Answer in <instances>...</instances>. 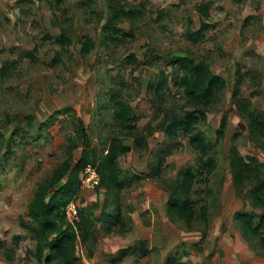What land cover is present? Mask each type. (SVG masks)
<instances>
[{"label": "rangeland", "instance_id": "obj_1", "mask_svg": "<svg viewBox=\"0 0 264 264\" xmlns=\"http://www.w3.org/2000/svg\"><path fill=\"white\" fill-rule=\"evenodd\" d=\"M119 2L126 15L111 41L105 39L106 0H0V264H39L35 241L20 219L37 187L80 156L75 117L97 148L114 135L131 147L118 162L120 192L82 186L81 170L76 192L62 197L97 219L88 241L77 240L81 264H264V212L251 197L255 180L235 185L231 167L233 154L254 156L264 165V140L237 103L264 122V0ZM203 24L204 37L189 41L186 32ZM61 33L71 40L66 50L54 42ZM87 39L93 42L89 52L82 49ZM182 57L192 65L204 62L225 81L196 126L216 163L208 176L205 168L197 174L199 153L189 137L179 130L169 138L162 130L173 112L192 110L178 87L182 71L171 63ZM161 77L165 84L156 90ZM116 100L137 118L133 137L114 115ZM64 173L52 190L66 183L70 170ZM186 173L194 176L189 225L168 210L169 194ZM236 214L255 226L263 220V227L244 234Z\"/></svg>", "mask_w": 264, "mask_h": 264}, {"label": "trees", "instance_id": "obj_2", "mask_svg": "<svg viewBox=\"0 0 264 264\" xmlns=\"http://www.w3.org/2000/svg\"><path fill=\"white\" fill-rule=\"evenodd\" d=\"M52 4L53 0H46ZM55 3L60 0H54ZM110 16L107 19L104 30L108 33L105 37L107 40L113 38L112 35L119 31L116 27L118 23L126 15V10L120 0H106ZM202 17V15H200ZM207 25L203 24L197 30H188L186 33L187 39L192 43L198 42L204 37V32ZM55 43L61 46L64 50L70 45V38L61 33L54 40ZM93 47V42L87 39L82 44V49L89 52ZM171 63L176 64L182 71V76L179 78L178 87L183 89V93L187 102L191 105L192 110L183 111L182 113L173 112L166 125L162 126V130L169 138H174L175 134L181 130L184 135L189 137L192 147L199 153L200 166L197 174L202 175V169L205 168L206 176L210 175L215 169L216 163L208 154L209 144L206 137L197 131L196 126L200 121L206 118L205 105L210 101L214 92L221 90L225 86V81L222 77L214 74L204 62L191 64L188 58H176ZM241 79L236 81V88L233 96L236 98L239 95ZM165 84L163 77L160 83L157 84L159 90ZM240 110L247 114L249 125L264 140V122L260 120V115L249 108L247 104L237 101ZM60 112L54 111L50 116L48 123L53 121V116ZM114 115L116 119L122 123V130L127 136L133 137L136 128L135 123L137 118L130 114L126 104L116 100L114 102ZM75 124V136L80 140V156L71 167L70 163H65V170L60 173L57 178L49 184H42L37 187L32 200L29 202L26 210V218L20 219V226L27 230L32 239L35 241V258L39 264H81L80 257L77 254V240L80 243L88 241L93 230L94 221L97 219L88 218L82 208L78 210V221L73 223L66 219L64 213V205L67 202L62 201V197L67 195L72 196L76 189L75 174L81 171L86 165L95 167L99 178L100 185L106 190L115 188L117 192L122 189L120 180V168L118 166L119 158L126 155L131 147L123 143L120 136L114 135L108 137L107 145L102 148H97L91 144L86 133V127L79 117L72 120ZM224 121L220 123L218 134L223 136ZM148 133L151 135L153 128L150 125L146 126ZM73 137L68 138V157L73 155ZM232 179L235 185H241L247 180L254 179L255 187L251 192L252 204L255 207L262 208L264 212V165L259 162L254 156L247 158L233 154L231 160ZM70 170L66 183L60 189H53L64 176V172ZM194 176L186 173L180 183H176L175 187L169 194L168 210L179 219L189 225L194 218V208L188 200V194L193 184ZM71 188H73L71 190ZM205 209L203 208V214ZM117 221L122 224V216L119 208L115 214ZM92 217V216H91ZM236 221L239 223L240 230L244 234H257L260 227H263V220L258 225H253L248 216L236 214ZM261 246L264 247V236L260 238Z\"/></svg>", "mask_w": 264, "mask_h": 264}, {"label": "built area", "instance_id": "obj_3", "mask_svg": "<svg viewBox=\"0 0 264 264\" xmlns=\"http://www.w3.org/2000/svg\"><path fill=\"white\" fill-rule=\"evenodd\" d=\"M80 183L82 186L90 189H94L100 185V178L95 167L86 165L82 169ZM78 210V203L74 200H69L64 207L66 219L71 223L78 221Z\"/></svg>", "mask_w": 264, "mask_h": 264}]
</instances>
